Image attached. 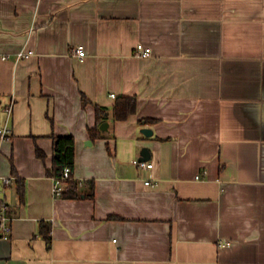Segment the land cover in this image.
I'll use <instances>...</instances> for the list:
<instances>
[{
	"label": "crops",
	"instance_id": "crops-1",
	"mask_svg": "<svg viewBox=\"0 0 264 264\" xmlns=\"http://www.w3.org/2000/svg\"><path fill=\"white\" fill-rule=\"evenodd\" d=\"M4 127L0 264H264V0H0ZM64 136L77 198L48 175Z\"/></svg>",
	"mask_w": 264,
	"mask_h": 264
},
{
	"label": "built area",
	"instance_id": "built-area-1",
	"mask_svg": "<svg viewBox=\"0 0 264 264\" xmlns=\"http://www.w3.org/2000/svg\"><path fill=\"white\" fill-rule=\"evenodd\" d=\"M76 57L83 60L87 56L86 49L83 45L77 46L74 50ZM33 54L32 51L29 52H21L18 56L19 59L28 58ZM136 55L140 58H149L152 56V49L149 47H145L142 44L137 46ZM9 115L13 112V103L6 109ZM11 131L8 127L0 128V140L5 141L10 138ZM134 164L143 169L150 170L153 169V163H149L148 161L135 160ZM72 169L67 167L64 171V175L61 178H54V194L56 197H60L63 195L65 190V182L71 178ZM199 179V177H198ZM15 177H1L0 176V240H9L13 234V221L14 218L10 215V204L5 198V193L9 187L15 182ZM149 181L146 182V185H150ZM220 247H230L231 243L229 242H219Z\"/></svg>",
	"mask_w": 264,
	"mask_h": 264
},
{
	"label": "trees",
	"instance_id": "trees-1",
	"mask_svg": "<svg viewBox=\"0 0 264 264\" xmlns=\"http://www.w3.org/2000/svg\"><path fill=\"white\" fill-rule=\"evenodd\" d=\"M138 108V100L135 97H119L114 106V118L118 121H125L131 115L135 114ZM105 110L98 108V114L101 117L105 116ZM96 136V135H94ZM56 146V159L54 162L53 169L48 171V175L54 178H61L64 175V171L67 167L72 169L71 178L65 182L64 195L69 198H77L79 196V183L74 180V168H75V151H76V141L72 136L57 137L55 139ZM40 157H43V152L41 150L37 151ZM94 187L92 188V191ZM93 194V193H92ZM93 196V195H92ZM42 234L51 242V228L50 226H43L41 228Z\"/></svg>",
	"mask_w": 264,
	"mask_h": 264
},
{
	"label": "water",
	"instance_id": "water-1",
	"mask_svg": "<svg viewBox=\"0 0 264 264\" xmlns=\"http://www.w3.org/2000/svg\"><path fill=\"white\" fill-rule=\"evenodd\" d=\"M101 130L102 131H106V130H108V128H109V124L108 123H103L102 125H101ZM147 137H150V136H152L153 135V131L152 130H150V129H144L143 131H142ZM151 159V153H150V151L148 150V149H143V151H142V153H141V158H140V160L141 161H148V160H150Z\"/></svg>",
	"mask_w": 264,
	"mask_h": 264
},
{
	"label": "rangeland",
	"instance_id": "rangeland-1",
	"mask_svg": "<svg viewBox=\"0 0 264 264\" xmlns=\"http://www.w3.org/2000/svg\"><path fill=\"white\" fill-rule=\"evenodd\" d=\"M110 118H112V119H110V120H112L113 121V116H110ZM105 123H108V122H105ZM101 127V126H100Z\"/></svg>",
	"mask_w": 264,
	"mask_h": 264
}]
</instances>
